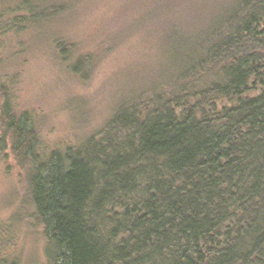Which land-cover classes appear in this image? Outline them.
<instances>
[{
  "label": "trees",
  "instance_id": "obj_1",
  "mask_svg": "<svg viewBox=\"0 0 264 264\" xmlns=\"http://www.w3.org/2000/svg\"><path fill=\"white\" fill-rule=\"evenodd\" d=\"M15 1L0 28L69 10ZM155 3L172 19L149 78L79 145L49 149L0 78V126L33 165L48 264H264V0ZM64 31L51 42L79 72L94 57Z\"/></svg>",
  "mask_w": 264,
  "mask_h": 264
},
{
  "label": "rangeland",
  "instance_id": "obj_2",
  "mask_svg": "<svg viewBox=\"0 0 264 264\" xmlns=\"http://www.w3.org/2000/svg\"><path fill=\"white\" fill-rule=\"evenodd\" d=\"M155 1L38 0L43 14L63 3L68 14L32 22L25 31L0 28V78L12 89L17 110L32 114L40 141L49 149L79 145L98 132L118 102L149 78L156 35L159 28L171 26L172 19L171 12L154 9ZM16 5L15 0H0V15L5 13L8 21L20 15L15 11L11 15ZM61 28L67 42L94 57L79 72L72 71V61L64 62L51 42ZM74 53L75 61L77 50ZM154 75L155 71L150 78ZM3 99L0 93V104ZM13 140L3 123L0 264H48L45 229L37 222L31 201L34 168L16 155Z\"/></svg>",
  "mask_w": 264,
  "mask_h": 264
}]
</instances>
